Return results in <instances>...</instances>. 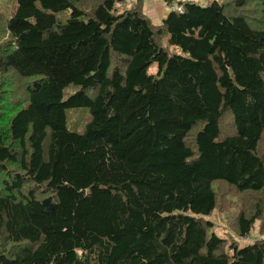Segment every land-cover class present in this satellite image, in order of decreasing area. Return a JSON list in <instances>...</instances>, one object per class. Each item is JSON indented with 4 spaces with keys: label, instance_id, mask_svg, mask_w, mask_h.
I'll return each instance as SVG.
<instances>
[{
    "label": "trees",
    "instance_id": "obj_1",
    "mask_svg": "<svg viewBox=\"0 0 264 264\" xmlns=\"http://www.w3.org/2000/svg\"><path fill=\"white\" fill-rule=\"evenodd\" d=\"M162 1L160 24L143 0L0 12V264H264L263 237L207 219L215 183L264 191V0ZM235 215L264 235L257 206Z\"/></svg>",
    "mask_w": 264,
    "mask_h": 264
},
{
    "label": "rangeland",
    "instance_id": "obj_2",
    "mask_svg": "<svg viewBox=\"0 0 264 264\" xmlns=\"http://www.w3.org/2000/svg\"><path fill=\"white\" fill-rule=\"evenodd\" d=\"M186 2L188 0H182ZM206 1V0H204ZM131 7L129 3L125 4V8ZM15 10V0H0V12L6 18H10ZM166 45V44H164ZM167 50L171 53L185 55V53L178 47L167 46ZM156 64L153 63L148 70L149 74L156 73ZM79 89L78 85L70 84L64 88L63 99L73 94ZM90 111L87 107H75L66 109V126L68 130L83 133L86 124L90 121ZM222 131H231L230 121L227 117L223 118ZM260 152L264 148V138L261 142ZM214 189L217 194L218 201L216 202V209L207 217L213 224L211 230L218 236L227 239L228 241H238L239 244L245 245L255 238L263 237L259 234L258 224L255 222L253 231L245 239H240L237 236V230L235 226V214L238 210L244 209L252 211L257 206L261 210L264 218V191L259 194L238 193L233 188L224 184H214ZM264 221V220H263ZM211 233V232H210Z\"/></svg>",
    "mask_w": 264,
    "mask_h": 264
},
{
    "label": "crops",
    "instance_id": "obj_3",
    "mask_svg": "<svg viewBox=\"0 0 264 264\" xmlns=\"http://www.w3.org/2000/svg\"><path fill=\"white\" fill-rule=\"evenodd\" d=\"M196 2L200 5H206L212 0H188ZM143 13L150 19L154 24H160L161 21L166 17L169 12L168 5L162 0H143L142 6Z\"/></svg>",
    "mask_w": 264,
    "mask_h": 264
},
{
    "label": "built area",
    "instance_id": "obj_4",
    "mask_svg": "<svg viewBox=\"0 0 264 264\" xmlns=\"http://www.w3.org/2000/svg\"><path fill=\"white\" fill-rule=\"evenodd\" d=\"M168 8L171 10L181 11V7L176 5V4H170V5H168Z\"/></svg>",
    "mask_w": 264,
    "mask_h": 264
}]
</instances>
